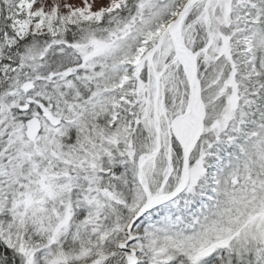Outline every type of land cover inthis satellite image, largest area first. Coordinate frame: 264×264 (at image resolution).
Segmentation results:
<instances>
[{
	"label": "snow or ice",
	"instance_id": "obj_1",
	"mask_svg": "<svg viewBox=\"0 0 264 264\" xmlns=\"http://www.w3.org/2000/svg\"><path fill=\"white\" fill-rule=\"evenodd\" d=\"M0 264H264V0H0Z\"/></svg>",
	"mask_w": 264,
	"mask_h": 264
}]
</instances>
